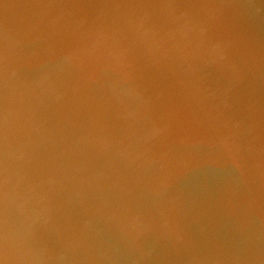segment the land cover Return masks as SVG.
<instances>
[{
  "label": "water",
  "instance_id": "obj_1",
  "mask_svg": "<svg viewBox=\"0 0 264 264\" xmlns=\"http://www.w3.org/2000/svg\"><path fill=\"white\" fill-rule=\"evenodd\" d=\"M0 264H264V0H0Z\"/></svg>",
  "mask_w": 264,
  "mask_h": 264
}]
</instances>
